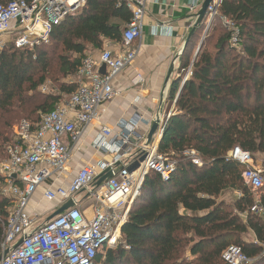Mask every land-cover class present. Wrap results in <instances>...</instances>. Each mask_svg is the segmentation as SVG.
Instances as JSON below:
<instances>
[{
    "label": "trees",
    "instance_id": "trees-1",
    "mask_svg": "<svg viewBox=\"0 0 264 264\" xmlns=\"http://www.w3.org/2000/svg\"><path fill=\"white\" fill-rule=\"evenodd\" d=\"M11 1L16 0H0V5ZM84 1L78 13L53 30L47 45L20 51L7 44L0 51V109L31 92L38 116L21 120L37 125L41 115L55 110L63 94L74 93L77 85L72 81L59 85V95L37 93L47 80L45 49L52 43L75 55L59 57L64 75L71 79L86 56V45L99 50L105 41L121 43L132 17L125 2ZM217 19L234 25L237 44L223 28L225 35L211 52L212 22L192 57L198 26L180 55L181 76L168 93L175 112L164 127L158 153L175 160L176 169L168 180L153 173L145 177L119 244L99 255L95 264H223L220 256L229 244L238 246L252 264H264V213L250 212L255 199L241 179L244 168L227 158L234 147L252 156L264 154V0H222ZM185 73L188 78L180 90ZM186 149L198 152L201 167L181 157ZM3 181L0 176V185ZM232 191L240 194L232 208L218 202L221 194ZM258 201L264 211V192ZM11 205L0 195V240ZM247 233L253 241L241 240Z\"/></svg>",
    "mask_w": 264,
    "mask_h": 264
},
{
    "label": "built area",
    "instance_id": "built-area-1",
    "mask_svg": "<svg viewBox=\"0 0 264 264\" xmlns=\"http://www.w3.org/2000/svg\"><path fill=\"white\" fill-rule=\"evenodd\" d=\"M123 1L132 15L122 33L120 45L125 50H101L97 58H81L75 74L77 87L69 99L41 115L37 125L21 120L15 127L13 140L5 149L6 159L0 164L4 180L0 195L12 204L0 240V264H95L99 255L119 244L122 226L145 177L153 173L168 180L176 169L175 160L158 153L157 136L170 116L157 112L150 121L136 115L127 123H118L115 129L102 126L90 147L107 158L84 163L72 171L74 155L80 153L87 129L99 122L105 107L118 96L113 80L132 64L135 51L131 47L142 35L144 0ZM221 2L213 0L207 14H216ZM84 5V0H16L0 5V47L5 38H9L5 44L20 51L47 45L53 30ZM189 12L196 14L194 7ZM222 22L231 34V43L236 45L238 31L230 21ZM102 66L104 75L99 72ZM187 78L182 79L181 86ZM143 83L136 76L132 86ZM168 93L165 87L161 104L168 100ZM157 118L159 129L146 145L147 134ZM142 123L147 127L145 134H140ZM180 155L193 166H202L195 150L186 149ZM142 156L145 159L139 162ZM227 158L244 168L241 179L252 194L263 189V173L253 166L249 152L234 147ZM136 162L138 168L130 173L129 167ZM108 172L111 177L96 186ZM41 188L45 202L55 203L58 208L72 202V207L51 220H47L48 212L30 210L31 199ZM84 209H89V218ZM250 212L258 216L264 213L258 200ZM5 251L8 253L3 256ZM220 257L223 264L253 263L235 245L227 246Z\"/></svg>",
    "mask_w": 264,
    "mask_h": 264
},
{
    "label": "crops",
    "instance_id": "crops-1",
    "mask_svg": "<svg viewBox=\"0 0 264 264\" xmlns=\"http://www.w3.org/2000/svg\"><path fill=\"white\" fill-rule=\"evenodd\" d=\"M204 0H144L142 35L131 49L135 51L132 64L113 80V89L118 96L105 107L98 123L91 125L81 143V151L74 155L72 171L76 172L84 163L97 162L106 156L95 153L90 147L102 126L115 129L118 123H127L134 116L150 121L161 109L164 115L171 116L175 112L174 102L167 100L161 104L162 90L170 86L181 76L179 72L180 56L185 40L195 20L194 13L200 9ZM4 40V39H3ZM103 50L114 53L124 51L120 45L105 41ZM101 51V50H100ZM99 50L86 51V55L97 58ZM140 76L144 83L132 86V81ZM181 87V86H180ZM147 127L140 125V134H145ZM43 188L39 189L31 199L29 209L37 213H49L48 217L58 209L57 204L47 203L42 199ZM89 212V209H84Z\"/></svg>",
    "mask_w": 264,
    "mask_h": 264
},
{
    "label": "rangeland",
    "instance_id": "rangeland-1",
    "mask_svg": "<svg viewBox=\"0 0 264 264\" xmlns=\"http://www.w3.org/2000/svg\"><path fill=\"white\" fill-rule=\"evenodd\" d=\"M212 22L215 23L211 26L208 35L209 46H210L209 48L211 52L214 51L213 49L217 39L222 35H225L223 28L224 29L226 28L224 27L223 22L217 19V13L214 15L208 13L202 24H200L201 26L199 25L201 28H199L196 38L194 39L193 46L191 47L190 55L192 57L196 53L201 40H203L206 37L205 35L206 30L210 25V23ZM227 31L229 32V30ZM8 41L9 38H5L3 40L4 44L7 43ZM4 44L1 45L0 51L7 49L6 46L7 44L5 45ZM86 48H87L86 51L89 50L94 51V49H92L89 45H86ZM103 49L104 48L102 47L101 49H99V51ZM45 50L48 52L50 67L48 69V72L44 75L47 80L45 84L40 86L37 93L39 95H46L50 93L59 95L60 94L58 91L59 85L67 84L70 81L72 82L76 81L75 76L71 79L69 78V76L64 75V72L61 69L59 57L61 55H65L66 57L74 58L75 55L70 53H63L62 48L56 45L55 43H52V45ZM261 63L264 64V60H261ZM184 77H188V74L185 73ZM32 95L34 94L30 92L24 95L22 99L18 101L17 100L14 101V103L7 105L6 108L4 109H0V164L4 162L5 149L13 140V136H14L13 133L18 122L21 119L35 120L38 116V112L33 110L35 104H33L29 99V97L31 98ZM69 96L70 94L68 95L63 94L61 96V101H67L69 99ZM253 162H254L253 166L255 168H259L262 171L264 177V154H254ZM263 192H264V188L259 193L253 194L254 199L258 200V198ZM235 199H236L235 191L225 192L218 197V202L228 205L232 208ZM86 216L88 218L91 216L90 211L86 213ZM241 218H243L242 215ZM241 240L245 242L253 241L254 236L251 233H247L241 236Z\"/></svg>",
    "mask_w": 264,
    "mask_h": 264
},
{
    "label": "water",
    "instance_id": "water-1",
    "mask_svg": "<svg viewBox=\"0 0 264 264\" xmlns=\"http://www.w3.org/2000/svg\"><path fill=\"white\" fill-rule=\"evenodd\" d=\"M212 1H213V0H204L203 3L201 4L200 9L198 10V12H197L196 15H195V21H194V23H193V25H192V27H191V30H190V32H189V34H188V36H187V38H186V40H185V43H184L183 49H184V47L186 46L187 42L190 40V38L193 36V34H194L195 30L198 28V26H199L200 24H202V22L204 21L206 15H207L208 8H209L210 5L212 4ZM199 47H200V45H199ZM199 47H198V49H199ZM183 49L181 50V53L177 56V58L182 54ZM198 49H197L196 53L198 52ZM104 70H105V68H104V66H102V67L100 68V71H99V72H100L102 75H104ZM182 86H183V85H182ZM182 86L180 87V90H181ZM180 90L178 91V94H179ZM178 94H177V96H178ZM176 98H177V97H176ZM161 110H162V109H161ZM161 110L159 111V113H162ZM159 126H160V120L157 118V119H155V120L153 121V123H152V125H151V127H150V130H149V132H148V134H147V137H146V145H149V144L152 142V140H153V138H154L156 132H157L158 129H159ZM162 134H163V131H162V133H160V139H159V141H160L161 138H162ZM144 159H145V156H142V157L139 159V162H143ZM139 162H136V163H134L133 165H131V166L129 167L128 170H129L130 173L134 172V171L138 168V166H139ZM110 177H111V172H108L106 175H104L103 177H101V178L96 182V186H99V185H100L105 179H109ZM14 178H15V177H12V179H14ZM71 207H72V202H68V203H66V204L63 205L60 209H58L55 213H53V214H52L47 220H51V219H53L54 217H56V216L62 214L64 211L68 210V209L71 208ZM20 243H21V241L15 246V248H16ZM7 253H8V251H5V253H4L3 256H5Z\"/></svg>",
    "mask_w": 264,
    "mask_h": 264
},
{
    "label": "bare ground",
    "instance_id": "bare-ground-1",
    "mask_svg": "<svg viewBox=\"0 0 264 264\" xmlns=\"http://www.w3.org/2000/svg\"><path fill=\"white\" fill-rule=\"evenodd\" d=\"M160 136V134L157 136V138Z\"/></svg>",
    "mask_w": 264,
    "mask_h": 264
}]
</instances>
